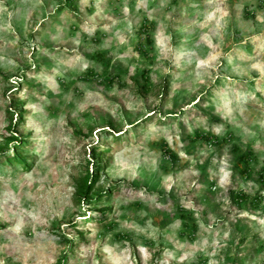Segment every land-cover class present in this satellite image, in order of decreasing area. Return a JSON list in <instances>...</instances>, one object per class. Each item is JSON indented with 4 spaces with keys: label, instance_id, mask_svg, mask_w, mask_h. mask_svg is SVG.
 Returning a JSON list of instances; mask_svg holds the SVG:
<instances>
[{
    "label": "rangeland",
    "instance_id": "1",
    "mask_svg": "<svg viewBox=\"0 0 264 264\" xmlns=\"http://www.w3.org/2000/svg\"><path fill=\"white\" fill-rule=\"evenodd\" d=\"M0 264H264V0H0Z\"/></svg>",
    "mask_w": 264,
    "mask_h": 264
},
{
    "label": "trees",
    "instance_id": "2",
    "mask_svg": "<svg viewBox=\"0 0 264 264\" xmlns=\"http://www.w3.org/2000/svg\"><path fill=\"white\" fill-rule=\"evenodd\" d=\"M99 58L100 61H103V56L99 55L97 56ZM18 111L19 113L21 112V105L19 104L18 107ZM193 139L194 140H199V139H203L206 141H212V140H216L217 138L212 135L210 132L206 133V132H195L193 135ZM8 142L10 145V150L8 151V153L5 156V162L13 164L16 163L18 165H21L23 167H27L26 164V158H23L21 155V150L24 147V143L22 146H19L18 144V140H16L14 137H11L8 139ZM97 150V149H96ZM164 152L166 153V155L168 156V158L170 160H174L175 156L174 154L168 150L165 149ZM96 153V152H95ZM103 153L97 152L96 153V159L97 162L95 163V173L93 174H89L88 172L86 173L85 176H83L82 180H81V184L78 187V192L81 195V197H83L84 199L86 198V202L91 204V205H96L97 203H99L102 199V195L101 194H106L105 191L103 190H94L93 186L95 185V182L98 180L99 175L101 173V171L103 170L102 168V164L100 162H98L99 160V156H102ZM253 154L252 152H246L245 154H241L239 156V161L242 163L241 165V170L240 173L243 175H247L248 173V164L250 159L253 158ZM245 196L241 195L238 199H244ZM259 198H255L253 201L250 202V204L252 205V203L254 205L258 204ZM95 211L99 212L100 215L97 219V223L99 225H101V227H104V219H102L103 215L107 212L104 211L102 209L99 208H95ZM80 236H82V234L78 235L77 237L80 238Z\"/></svg>",
    "mask_w": 264,
    "mask_h": 264
}]
</instances>
